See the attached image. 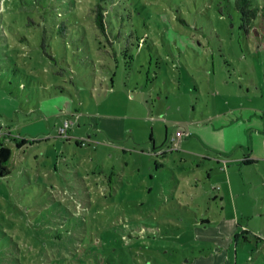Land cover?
Segmentation results:
<instances>
[{"label":"rangeland","instance_id":"374dc122","mask_svg":"<svg viewBox=\"0 0 264 264\" xmlns=\"http://www.w3.org/2000/svg\"><path fill=\"white\" fill-rule=\"evenodd\" d=\"M83 1L0 0V264H264L254 174L221 153L232 109L264 105V18L119 0L105 37Z\"/></svg>","mask_w":264,"mask_h":264},{"label":"crops","instance_id":"0c3cea01","mask_svg":"<svg viewBox=\"0 0 264 264\" xmlns=\"http://www.w3.org/2000/svg\"><path fill=\"white\" fill-rule=\"evenodd\" d=\"M234 110L237 111L236 118L228 121L223 130L224 144L221 153L228 159V168L232 167L233 164L240 166L242 174H247L248 172L243 168L252 170L255 178L253 180L254 188L261 193L260 196L253 195L252 198L263 204L260 208L262 212L264 210V197L262 196L264 195V105H247L245 102H241L239 107L232 109V111ZM152 150H156L154 146ZM162 154L164 155L165 153ZM233 176H235L234 173L228 171L221 182L222 185L227 187V191H225L221 199L222 205H224L223 202L226 200L231 201L236 208L241 207L245 214L244 211H247L246 206L249 202L245 198L241 200L238 192L234 195L233 186L231 185ZM229 190H231V193H229ZM239 202L241 204L238 205ZM252 225L251 230L260 242L259 249L264 251V220L258 223L254 222ZM247 239L248 236L244 235V244H248Z\"/></svg>","mask_w":264,"mask_h":264},{"label":"trees","instance_id":"16d2710c","mask_svg":"<svg viewBox=\"0 0 264 264\" xmlns=\"http://www.w3.org/2000/svg\"><path fill=\"white\" fill-rule=\"evenodd\" d=\"M85 1H83V4L80 2V6L86 7ZM91 0V3H95L96 10H95V16H94V23L97 28V30L102 34L103 36H107V28H108V20L110 18V13L105 8L106 5L115 6L116 3L119 0ZM90 3V1H89ZM234 7L235 9L240 13L241 16V27L246 31V33H249L250 30L253 27H259L258 25L261 24L260 20L264 18V2L258 3L256 6L253 4L252 0H234ZM77 7L78 11H81V7ZM75 13L77 12L76 9L73 10ZM82 18H85L81 16ZM32 22V25H30ZM30 24L28 27H39L40 24H37L33 21H30ZM2 26V25H1ZM9 25L8 27H10ZM3 28V26H2ZM42 38H41V48L44 51V53L48 54L46 52V39L45 36L47 35L46 29L42 30ZM22 41V40H21ZM50 56V55H49ZM51 57V56H50ZM22 144H25V140L21 141ZM81 144V143H78ZM18 147L20 145H17ZM12 152L11 150L4 146L2 143H0V176H7L10 174V158H11Z\"/></svg>","mask_w":264,"mask_h":264},{"label":"built area","instance_id":"2783aa9c","mask_svg":"<svg viewBox=\"0 0 264 264\" xmlns=\"http://www.w3.org/2000/svg\"><path fill=\"white\" fill-rule=\"evenodd\" d=\"M68 125H69V123L68 122H66L65 123V126L63 127V128H61V133H66V129H67V127H68ZM183 136V133L182 132H180V131H178V132H176V134L173 136H171L170 138H169V143H170V145H175L176 146V140L178 139V138H181ZM170 149H174L173 147H170L169 148V150ZM162 153H165V151H163Z\"/></svg>","mask_w":264,"mask_h":264}]
</instances>
